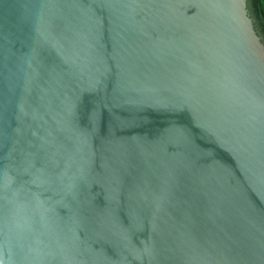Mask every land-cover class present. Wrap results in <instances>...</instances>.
<instances>
[{
	"label": "water",
	"instance_id": "water-1",
	"mask_svg": "<svg viewBox=\"0 0 264 264\" xmlns=\"http://www.w3.org/2000/svg\"><path fill=\"white\" fill-rule=\"evenodd\" d=\"M0 264H264L245 0H0Z\"/></svg>",
	"mask_w": 264,
	"mask_h": 264
},
{
	"label": "trees",
	"instance_id": "trees-1",
	"mask_svg": "<svg viewBox=\"0 0 264 264\" xmlns=\"http://www.w3.org/2000/svg\"><path fill=\"white\" fill-rule=\"evenodd\" d=\"M255 33L264 44V0H245Z\"/></svg>",
	"mask_w": 264,
	"mask_h": 264
}]
</instances>
